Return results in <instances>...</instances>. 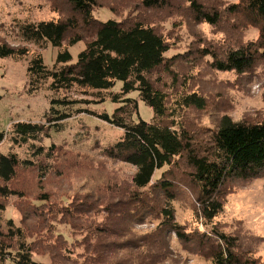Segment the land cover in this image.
Masks as SVG:
<instances>
[{"label":"trees","instance_id":"1","mask_svg":"<svg viewBox=\"0 0 264 264\" xmlns=\"http://www.w3.org/2000/svg\"><path fill=\"white\" fill-rule=\"evenodd\" d=\"M49 1L59 19L19 22L12 28V41L0 35V59L30 58L29 91L47 89L53 93L45 122L15 123L13 142L49 138L53 129H63L64 121L86 112L123 131L121 139L106 148L104 155L136 168L130 182L111 185L110 190H116L115 198L102 207L106 213L104 224L97 225V235L85 257L70 259L69 264H184L173 247L174 237L190 253L211 264H263L256 256V244L246 243L240 232L223 230L215 220L224 211L235 183L264 178V117L234 121L223 114L213 128L194 129L183 120V111L207 110L208 98L198 92L178 91L179 75L174 65L177 60L187 62L192 58L196 63L210 58L215 72L252 73L264 59V0H240L224 7L220 3L187 0L196 24L219 27L224 21L234 20L246 27H257L260 35L255 42L235 43L220 51L205 45L173 58L167 57L172 49L169 38L151 23L138 19L97 20V0ZM143 2L148 9H165L170 4V0ZM4 27L1 25L0 31ZM80 42L85 48L72 63L69 49ZM30 46L58 49L55 65L47 67L43 56L32 54ZM119 81L123 86L120 93H115ZM74 89L100 102L106 101L104 94L108 93L112 101L123 105L111 115L86 108L74 110L76 105L94 103L58 95ZM132 92H138L152 108L151 122L132 121V115L138 113V101L126 98ZM6 139L7 134L0 130V145ZM56 150L52 145L44 154V148L39 147L35 155L53 159ZM20 168L35 169L37 163L22 161L14 153L0 155V180L4 184L11 182ZM157 172L161 175L155 179ZM182 184L193 197V227L180 224L176 218L173 204L185 192ZM12 194L15 192L7 185L0 186V198ZM49 200L48 195L42 197V201ZM4 210L0 203V213ZM147 222L156 226L143 235L133 233L134 225ZM201 226L206 229L202 231ZM27 238L26 230L12 221L7 229L0 221V264H42L34 261V249L28 246ZM15 240L19 242L16 247L11 243Z\"/></svg>","mask_w":264,"mask_h":264},{"label":"rangeland","instance_id":"2","mask_svg":"<svg viewBox=\"0 0 264 264\" xmlns=\"http://www.w3.org/2000/svg\"><path fill=\"white\" fill-rule=\"evenodd\" d=\"M144 0H97L94 10L97 20L126 21L141 20L151 23L169 38L172 49L167 57L173 58L188 52L191 48L212 45L223 50L236 45L258 40L257 27H246L244 23L224 21L221 26L196 24L188 11L187 0H170L165 9H148ZM207 3H220L223 7L240 0H204ZM60 15L52 9L49 0H0V35L13 40L12 28L19 22H39L57 20ZM226 19V18H224ZM31 53L41 54L47 67L56 63L58 49L49 46L40 50L30 46ZM85 44L80 42L69 51L73 62ZM29 60L13 61L0 59V130L7 139L0 145V155L17 154L23 161L37 163L35 169L20 168L15 178L8 184L15 192L7 198H0L5 210L0 213L4 228L12 221L16 227L26 230L28 246L33 249L34 261L42 264H69L70 259H83L89 245L97 235V225L104 224L105 211L102 208L109 200H114L115 192L111 185L130 182L136 172L131 164L114 161L104 155V150L121 139L123 131L89 113L78 114L63 122L60 131L53 129L49 138L27 143L12 140V126L18 122L44 123L51 107L53 93L42 89L37 93L29 91L27 68ZM179 75L178 91L198 92L208 98L205 111L193 108L183 111V120L194 129L213 128L223 114L234 121L259 120L264 117V59L252 73L238 75L235 72H215L211 59L194 63L175 61ZM166 79V78H165ZM170 80V79H166ZM173 83H170L172 87ZM123 82L119 81L113 90L120 93ZM69 100H91L90 105H76L101 114L114 111L123 105L114 102L105 93V102L93 95H83L78 90L58 94ZM126 98L138 101V113L132 115L133 122H151L154 112L140 97L132 92ZM57 147L53 159L35 155L36 148L43 147L44 154L51 146ZM36 146V147H35ZM40 156V157H38ZM45 173L44 177L41 174ZM161 172L156 173L155 179ZM185 189L175 202L177 221L182 225H196L191 200L193 197ZM233 192L227 197L224 211L215 220L223 230L240 232L246 243L256 244V256L264 264V178L248 183H235ZM116 189V187H115ZM111 191V192H110ZM48 195L49 201H42ZM127 226L132 227L130 223ZM156 226L147 222L132 227L135 234L143 235ZM204 231L206 228L201 226ZM16 247L18 241L11 242ZM173 247L181 255L184 264H211L203 257L190 253L178 240L173 238ZM53 247V249H50ZM52 252L57 253L52 257ZM59 255L64 256L61 258ZM181 261V262H182ZM182 262V263H183Z\"/></svg>","mask_w":264,"mask_h":264}]
</instances>
